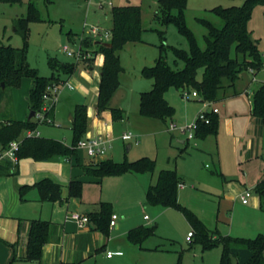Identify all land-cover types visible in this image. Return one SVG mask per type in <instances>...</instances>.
I'll use <instances>...</instances> for the list:
<instances>
[{
    "label": "rangeland",
    "instance_id": "rangeland-1",
    "mask_svg": "<svg viewBox=\"0 0 264 264\" xmlns=\"http://www.w3.org/2000/svg\"><path fill=\"white\" fill-rule=\"evenodd\" d=\"M100 1L105 4L102 9L97 5ZM108 2L112 5L109 6ZM30 3L35 4L40 20L30 21L27 25V59L29 65L43 77L52 74L49 64L51 58L64 63L75 62L74 57L62 51L63 46L67 45L76 50L83 38H90V43L96 40L107 41V34L112 27L110 11L113 6L132 4L142 9L141 42L128 43L117 53L124 70L119 75V86L110 101L115 105L128 107L132 126H129L127 121L114 123L113 139L108 151L115 162H132L148 157L156 163L154 172L135 174L143 187L128 193V198L124 199L126 205L123 213L127 214V219L138 221L146 213L151 216V221H156L158 237H149V242L156 240L173 244L178 252L171 253V256L169 254V260L174 264H182L183 260L191 264L194 254L202 250L200 245L195 243L190 245L186 242L185 238L189 234L192 235V230L181 211L146 203V191L150 184L156 182L162 170L177 172L180 183L183 184V188H178L179 203L194 212L209 229L218 230L219 235L233 238L253 239L259 234L264 235V214L262 216L250 214L236 199L225 197L226 191H229L226 185L229 183L253 189L256 193V186L253 187L251 182L253 175L249 174V178L244 176L246 168L241 156L248 153V141L254 139L246 136L250 116L246 96L237 97L238 94L207 102L200 97L193 98L191 93L171 88L165 97L175 108V113L167 123L158 119H147L139 114L140 93L148 92L153 87V81L144 78L141 70L153 66L161 53L172 69H182L184 64L181 61L176 64V58L168 47L189 51L188 41L179 33L177 27L172 23L163 24L158 18V0H51V3L47 0H21L16 4L0 2V45L15 48H22L25 45L22 33L17 31V18H26ZM242 4V0H187L185 23L202 49L206 47L204 36L207 31L198 19H206L221 27L222 20L212 10L216 7L230 8ZM257 7L253 11L249 25L256 29L252 38L264 49V6ZM93 26L99 30L96 36L88 35ZM92 58L82 62L91 65ZM202 73L203 70L198 73L199 80L202 79ZM251 77L252 75L245 72L241 77L244 81L241 83L249 82ZM30 80L24 78L19 88L7 89L6 97L0 102V121L10 117L20 122L29 120ZM256 86L257 84L253 87ZM237 89L240 91L238 83ZM68 93L77 94L76 91L63 89L60 92V99H64ZM59 108V116L51 124L41 122L36 116L31 120L37 124L36 131H39L41 137L66 141L71 145L73 132L63 124L67 119V109L62 106ZM213 109H217L216 117L219 124L217 134L204 138L195 137L188 141V134L193 132L187 129L188 126L200 113L211 112ZM230 120L233 122V133H230ZM171 124L176 125L177 129L170 130ZM130 129L137 136V144L135 140L128 141L122 138V134ZM238 138L242 141H237ZM179 140L186 141L187 147L181 145ZM129 144L132 145L130 151ZM78 152L81 160L86 157L84 151ZM184 152L187 153L183 157L180 156ZM252 154L255 157V152ZM259 158L262 160L261 156ZM95 162L96 160H91L89 166H93ZM29 164V167L34 166L33 163ZM76 168L81 167L76 164ZM81 175L80 179L83 180L81 196L69 197V202H72L73 206L81 207V211L76 213L94 211L96 203L100 207L101 203H110L116 199L120 176L105 177L100 184L95 182V177L85 171H82ZM18 176L13 175L10 180L14 181ZM30 176L33 174L27 177ZM31 190L33 189L28 191ZM208 252L211 256L208 264H212L213 260L215 264L218 259L220 262L223 246L220 244ZM233 253V264H244L250 256L246 249H235ZM212 256H216V260Z\"/></svg>",
    "mask_w": 264,
    "mask_h": 264
},
{
    "label": "trees",
    "instance_id": "trees-1",
    "mask_svg": "<svg viewBox=\"0 0 264 264\" xmlns=\"http://www.w3.org/2000/svg\"><path fill=\"white\" fill-rule=\"evenodd\" d=\"M238 7H216L212 11L222 20V26L217 27L206 19L198 21L206 28L204 36L205 49H202L192 31L185 23L187 0H158L157 16L163 24H174L179 33L188 41L189 51L177 47H168L176 58V64L181 61L182 69H172L161 53L151 67H144L141 75L153 81V87L148 92L140 94L139 114L147 119H158L167 123L173 118L175 108L168 103L165 94L175 88L181 92H196L201 100L214 102L226 96L240 94L237 83L245 72L257 74L264 66L258 42L254 40L248 29V23L257 6H264V0H242ZM1 3L16 4L21 0H0ZM51 3V0H47ZM112 27L109 30L110 38L106 41L96 40L90 43L89 39H82L81 45L85 50L104 55V64L101 70L99 93L97 100L98 111L110 110L113 121L124 119V111L111 107V98L119 86V75L123 72L118 52L128 43L141 42L142 9L138 5L113 6L111 8ZM40 17L34 3L28 5L26 18H17V31H20L25 40L22 48L10 45H0V102L6 97L7 89L19 88L24 78L32 81L29 93L31 112L38 113L44 105L43 95L48 86L61 85L71 77L77 68L76 63H64L57 59H50L52 74L49 77L40 76L32 68L27 59L26 33L30 21H39ZM19 28V29H18ZM101 41V42H99ZM165 45V44H164ZM163 45V46H164ZM164 50V47H162ZM161 50V51H162ZM203 70L202 79L198 73ZM4 85V86H3ZM253 116L264 127V85L259 86L252 97ZM54 108V106H53ZM53 108L49 117H51ZM210 119L209 124L198 121L195 137L204 138L207 135H216L218 131L217 113L205 111ZM72 123L73 141L70 146L59 140L25 136L28 131H36L37 124L31 119L20 122L13 118L0 121V145L7 148L11 142L21 138V144L16 153L17 162L8 159L0 161V176L17 174L18 163L23 159L36 161H50L59 157H74L77 164L89 175L102 180L105 177L122 176L125 174L152 173L156 163L148 157L132 162H115L112 159L103 160L93 166L80 163L77 143L85 137L87 131V107L79 105L74 111ZM83 181L72 180L68 186L69 197H80ZM180 178L175 170L160 171L157 181L146 192V203L151 206L170 207L181 211L189 222L192 230V243L201 246L203 251L223 246L219 264H233V250L246 249L250 257L244 264H264V235L259 234L253 239L233 238L219 235L218 230L209 229L199 217L178 201ZM30 189H36L40 201L60 202L63 199L62 186L46 178L30 186L20 188V196H24ZM261 200V210L264 212V178L255 188ZM111 204L101 203L100 210L89 215L98 229L107 233L110 219L113 214ZM50 223L34 220L28 236L26 261H40L43 247L48 242ZM156 226H140L129 232L132 243L140 245L143 241L155 235ZM6 243V242H5ZM67 264V263H63ZM69 264V263H68Z\"/></svg>",
    "mask_w": 264,
    "mask_h": 264
},
{
    "label": "crops",
    "instance_id": "crops-1",
    "mask_svg": "<svg viewBox=\"0 0 264 264\" xmlns=\"http://www.w3.org/2000/svg\"><path fill=\"white\" fill-rule=\"evenodd\" d=\"M249 23L248 29L252 36L256 29L255 27H251ZM258 47L260 46L258 45ZM259 50L264 61V49L260 47ZM76 64L77 68L75 73L67 79L73 88L66 87L64 89L71 92L76 91L77 94L68 93L64 99H60L61 94L59 93V98H57L58 100L54 104L50 118L52 122H55L56 117L59 116V106H62V108L67 109V119L63 124L68 129H71L75 108L79 105H84L87 107V131L85 136L102 134L110 144L113 139L115 121H113L110 110L99 112L97 107L104 55L100 52L94 53L91 65L84 64V62ZM246 73H249L252 77L249 82L247 81L243 84L241 82L244 79L241 78L239 80L238 88L240 87V94L237 97L246 96L248 100V115L250 116L248 118L249 131L246 133V136L254 139L248 141V153H245L244 156L242 154L241 156L244 159V166L246 168L244 176L249 178V174L253 175L251 182H253L254 187L264 178V127L253 116L252 97L254 91L259 86L264 85V66L257 74L250 71ZM30 82L32 86V81L30 80ZM256 84L257 86L254 88L253 86ZM110 104L112 108H119L124 111V119L120 122L127 121L129 126H132L128 107L120 104L115 105L112 102ZM126 132L133 134L131 129ZM233 132V122L230 120V133ZM136 138L137 136L133 134V138L130 140H135L137 144L138 141ZM187 140L190 141L188 137ZM239 140L242 141V139L238 138L237 141ZM62 143L70 146V143H66V141ZM179 143L187 147L186 141L179 140ZM131 149L132 145L129 144L128 151ZM181 151L183 152V150ZM252 152H255V157ZM186 153L184 152L180 156L183 157ZM259 156H261L262 160ZM106 159H112L109 151L104 158L96 159L95 163L97 164ZM79 160L81 164L89 166L92 159L86 156L82 160L79 157ZM29 163H33L34 166L29 167ZM76 164L77 161L74 157H59L50 161H36L27 158L19 161L16 174L19 176L14 181L10 180L13 176L0 177V264H174L169 260V254L171 256V253L178 252L177 249H174L173 244L157 242L156 240L149 242L150 240L146 239L140 245H136L129 239V232L137 227H150L155 225L157 229L158 226L156 221H151V216L146 213L138 221L127 219V214L123 213L126 205L124 201L128 198V193H131L133 190L136 191L138 188L142 189L143 187L135 174L129 173L120 176V180L117 182L119 188L115 196L116 199L109 203L111 204L113 214L119 215L116 226L113 228L108 226L107 233L98 229L95 222L91 220L83 228L78 226L71 218V215L76 212L79 213L81 207L73 206L72 202H69L68 189L72 180L77 179L83 181L80 178L84 170L82 168H76ZM27 174H33V176L27 177ZM46 178L62 186V201H40L36 189L30 192L27 191L24 196L25 201L21 199V196H19L20 187L25 185L32 186ZM102 181L103 179L99 180L97 178L95 180V182L100 184ZM154 184H150L149 187ZM179 187L183 188V184L180 183ZM226 188L229 189L225 193L226 198L231 200L236 199L250 214L254 213L259 216L264 214L261 210V200L254 193L253 189L243 188L232 183L227 184ZM247 191L251 193V197L249 198L248 204H243L240 196ZM97 204L93 208L94 211L89 212L86 210L82 212V215L89 217L93 212H98L100 207ZM140 210L142 209L140 208ZM145 216L149 218L145 219ZM34 220L47 221L51 227L48 242L43 247L41 260L32 262L26 261L25 257L27 254L31 222ZM152 237H158L157 233L155 232V235ZM187 237L185 240L191 245L192 241L189 242ZM107 252H113V255L108 257ZM209 253L203 250L195 253L191 264H208V259L211 258ZM212 258L216 260V256H212ZM211 263L214 264V260ZM182 264H190V262L186 263L183 260ZM215 264H219V259L215 261Z\"/></svg>",
    "mask_w": 264,
    "mask_h": 264
},
{
    "label": "built area",
    "instance_id": "built-area-1",
    "mask_svg": "<svg viewBox=\"0 0 264 264\" xmlns=\"http://www.w3.org/2000/svg\"><path fill=\"white\" fill-rule=\"evenodd\" d=\"M107 4L109 6L112 5L111 2H108ZM97 5L99 6V9H102V7L105 6L104 2H101V1L97 2ZM98 33H99V30L95 26H93L88 31V35L90 36H96L98 35ZM108 34H107V40L110 38V32ZM62 51L66 52L68 56L74 57L76 63L86 61L92 58V53L88 50H85L82 47L81 40L76 50H72L69 46L65 45L63 46ZM66 87L73 88L72 85L68 81L61 85H52V86L47 87L46 92L43 95L44 105L42 107V110L39 111L38 113H35V116L41 122L48 123V124L52 123V120L49 117L48 113L51 112L59 93ZM191 96L195 98L199 97V95L196 92H193ZM213 112L217 113V109H214ZM198 121H203L206 124H209L210 119L207 117L205 112L200 113L199 116L196 118V120L187 128L189 131L191 130L193 131L192 133L190 132L187 136L189 140H193L195 138L194 132L197 129ZM176 129H177L176 125H173V124L170 125V130H176ZM25 136H28V137L37 136L38 137L39 132L38 131H28L25 134ZM122 138L124 140H130L133 138V134L131 132H126L123 134ZM20 144H21V138L11 142L7 148H3L0 145V161L8 159L16 163L17 162L16 153L19 149ZM75 149L77 151L79 150L84 151L87 157H89L92 160H96L99 158H104L107 155L108 150H109V141L102 134H94L90 136H85L77 143V145L75 146ZM250 197H251V193L247 191L240 196V200L243 204H248ZM71 218L78 224L80 228L85 227L90 221L87 215H82L78 213L72 214ZM148 218H149L148 216H145V219H148ZM118 219H119L118 214H112L109 226L111 228L116 226ZM187 240L189 242L192 241L191 234L188 235ZM112 255H113V252H107L108 257H111Z\"/></svg>",
    "mask_w": 264,
    "mask_h": 264
},
{
    "label": "water",
    "instance_id": "water-1",
    "mask_svg": "<svg viewBox=\"0 0 264 264\" xmlns=\"http://www.w3.org/2000/svg\"><path fill=\"white\" fill-rule=\"evenodd\" d=\"M34 116H35V112H31L30 115H29V119H32Z\"/></svg>",
    "mask_w": 264,
    "mask_h": 264
}]
</instances>
